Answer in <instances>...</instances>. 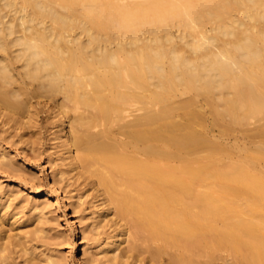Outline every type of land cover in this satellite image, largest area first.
I'll return each instance as SVG.
<instances>
[{"label": "bare ground", "instance_id": "6f19581e", "mask_svg": "<svg viewBox=\"0 0 264 264\" xmlns=\"http://www.w3.org/2000/svg\"><path fill=\"white\" fill-rule=\"evenodd\" d=\"M43 96L58 171L114 223L100 264H264V0H0V115ZM43 194L38 222L69 197L55 175ZM39 229L0 220V259Z\"/></svg>", "mask_w": 264, "mask_h": 264}, {"label": "rangeland", "instance_id": "374dc122", "mask_svg": "<svg viewBox=\"0 0 264 264\" xmlns=\"http://www.w3.org/2000/svg\"><path fill=\"white\" fill-rule=\"evenodd\" d=\"M30 118H21V125L0 115V220L7 232L18 229H32L37 224L41 229L27 232V243L31 248L24 251L19 244L9 245L7 257L0 264H42L41 259L48 254L58 257L61 264H100L99 245L112 230L109 222L98 229L91 222L98 197L92 183L86 179L59 172V146L54 138L58 128L51 112V100L43 97L31 98ZM67 128V122H63ZM216 130V129H215ZM215 132V131H214ZM234 133V132H233ZM232 134H229L230 137ZM236 140L230 137V141ZM241 142V139H237ZM250 146L248 150H251ZM4 157L1 158V153ZM243 151L228 147L223 150L224 159L238 156ZM64 166H62L63 168ZM59 180L61 188L69 197L67 204H56L54 197L44 208V220L37 221L34 202L42 201L44 191L50 189L53 176ZM72 209L81 218L76 224L71 221ZM82 228L86 230L85 242H80ZM231 258L227 251L217 253L215 264H227Z\"/></svg>", "mask_w": 264, "mask_h": 264}]
</instances>
